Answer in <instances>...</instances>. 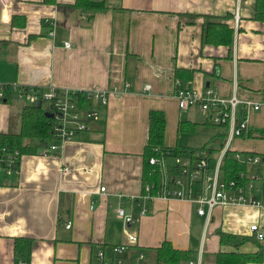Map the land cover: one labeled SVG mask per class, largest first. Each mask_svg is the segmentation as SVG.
<instances>
[{
  "label": "crops",
  "instance_id": "crops-1",
  "mask_svg": "<svg viewBox=\"0 0 264 264\" xmlns=\"http://www.w3.org/2000/svg\"><path fill=\"white\" fill-rule=\"evenodd\" d=\"M89 1L101 8L78 0H0V83L107 93L106 104L95 105L99 120L56 154L21 155L17 174L0 176V264H92L100 250L116 264H149L150 249L163 241L188 252L179 264H212L217 252L258 248L263 259L246 264H264V244L249 232L256 225L264 233V209L227 206L200 217L190 203L153 199L138 217L129 203L141 193L149 111L162 112V145L177 155L224 146V128L206 123L195 109L177 110L174 79L197 93L210 88L222 99L262 103L264 23L253 19L254 0ZM215 20L231 29L229 48L203 41L205 23ZM5 96L0 134L17 133L25 103ZM245 117L249 131L251 122L262 129L264 104ZM195 132L203 139L179 144V134ZM235 139L229 150L245 152L231 148ZM118 208L131 215L129 228L116 218ZM127 232L136 244L112 255L111 247L126 245ZM218 232L246 241L220 245ZM15 238L31 241L27 256L14 252Z\"/></svg>",
  "mask_w": 264,
  "mask_h": 264
},
{
  "label": "built area",
  "instance_id": "built-area-1",
  "mask_svg": "<svg viewBox=\"0 0 264 264\" xmlns=\"http://www.w3.org/2000/svg\"><path fill=\"white\" fill-rule=\"evenodd\" d=\"M235 15V19H236ZM264 36V29L262 31ZM64 49H69V43H63ZM124 85V90L127 88ZM144 91L148 87H144ZM11 93L16 99L22 100L25 106L36 104L45 105L46 113L51 117V139L38 151V156L49 157L57 153L60 147L74 137L78 132L87 129L91 121L99 120L96 104H106L107 93L92 91H56L52 88L40 89L35 87H19L16 84L0 83V102L6 101V94ZM110 94V93H108ZM173 97L179 112L195 109L203 115L206 123L222 127L225 130L224 146L216 153L205 149L187 152L186 156L172 154L169 150L159 152L155 157H149L147 164L156 175L153 184H145L141 193L134 199H129L131 208L137 216L146 212L144 202L153 199L179 200L190 203L195 207L198 216L209 217L215 208L227 206H247L264 209V156L253 152H236L229 150V142L239 138L248 131L245 117L247 110L256 111L262 103H253L231 96L229 99L218 97L214 89L206 88L202 93L192 90L188 82L173 80ZM244 113V115H242ZM239 115L241 121L237 120ZM156 151V150H155ZM229 154L232 161L242 166L236 172L234 179H226L221 170L224 156ZM21 155L15 148H0V176L17 174V167ZM170 160V164L166 163ZM68 172L67 168L62 169ZM104 188L100 187L99 192ZM116 218L122 220L125 227L134 223L131 215H127L121 208L116 209ZM65 228L69 227L67 223ZM251 236L260 244H264V233L256 226H249ZM136 244L135 234L127 232L126 245L110 248L112 255L120 254L125 248ZM141 259V255H139ZM92 264H116L106 260L102 250L96 253Z\"/></svg>",
  "mask_w": 264,
  "mask_h": 264
},
{
  "label": "trees",
  "instance_id": "trees-1",
  "mask_svg": "<svg viewBox=\"0 0 264 264\" xmlns=\"http://www.w3.org/2000/svg\"><path fill=\"white\" fill-rule=\"evenodd\" d=\"M78 4L86 8L100 9L101 7L92 4L89 0H78ZM227 18V16L225 17ZM253 19L264 23V0H254ZM231 40V29L219 21H209L205 23L203 32V41L206 44L214 46H225L229 48ZM46 109L43 105L24 106L19 116V130L17 133L0 134V148H15L20 155L35 154L41 146L45 145L51 139V119L44 116ZM165 119L160 111H149L147 115V138L143 149L144 171L142 173V186L153 184L156 181L155 172L147 164L149 157H155L159 152L169 150L177 155L179 150L166 149L163 147V133ZM181 126L178 125V130ZM243 136V135H242ZM249 139L264 140V127L260 130H248L245 135ZM242 138V137H241ZM205 148L189 150L191 153ZM156 150V151H155ZM242 166L232 161L227 153L224 156L221 170L226 179H234L236 172L241 171ZM220 245H232L235 248L240 246L246 240L244 238H235L233 236H224L217 233ZM31 247V241L26 238L14 239V252L27 256ZM152 252V262L149 264H179L187 259L188 252L176 250L171 245L163 241L156 248L150 249ZM263 259V251L253 254H241L237 252H217L211 255L212 264H246L248 262H260ZM27 264V261H23Z\"/></svg>",
  "mask_w": 264,
  "mask_h": 264
},
{
  "label": "rangeland",
  "instance_id": "rangeland-1",
  "mask_svg": "<svg viewBox=\"0 0 264 264\" xmlns=\"http://www.w3.org/2000/svg\"><path fill=\"white\" fill-rule=\"evenodd\" d=\"M44 108H45V105H44ZM258 123H250V126L256 130L258 129ZM206 127H209V128H213L214 126H206ZM216 128V127H214ZM218 129V128H217ZM222 129V128H221ZM179 134V133H178ZM197 136H196V135ZM194 135H184V134H179V144H189L190 142V139L192 141H200L201 139H203L204 135H201L200 132L196 133L195 132ZM169 135H170V132H169ZM172 135V133H171ZM196 136V137H194ZM188 140V141H187ZM234 150H238V151H245V152H253V153H258V154H262L264 155V140L261 141V140H258V139H249V138H246V136H244V138H236L232 145H231ZM217 152V151H216Z\"/></svg>",
  "mask_w": 264,
  "mask_h": 264
},
{
  "label": "water",
  "instance_id": "water-1",
  "mask_svg": "<svg viewBox=\"0 0 264 264\" xmlns=\"http://www.w3.org/2000/svg\"><path fill=\"white\" fill-rule=\"evenodd\" d=\"M44 116L47 117V118H50L51 117V115L48 114V113H44Z\"/></svg>",
  "mask_w": 264,
  "mask_h": 264
}]
</instances>
